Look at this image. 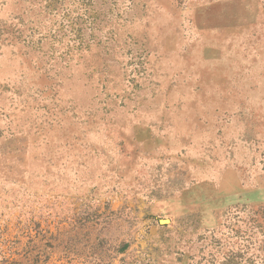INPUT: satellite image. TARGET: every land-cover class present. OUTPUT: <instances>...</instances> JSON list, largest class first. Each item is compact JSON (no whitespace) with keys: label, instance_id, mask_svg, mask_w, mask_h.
Returning <instances> with one entry per match:
<instances>
[{"label":"rangeland","instance_id":"obj_1","mask_svg":"<svg viewBox=\"0 0 264 264\" xmlns=\"http://www.w3.org/2000/svg\"><path fill=\"white\" fill-rule=\"evenodd\" d=\"M0 264H264V0H0Z\"/></svg>","mask_w":264,"mask_h":264}]
</instances>
